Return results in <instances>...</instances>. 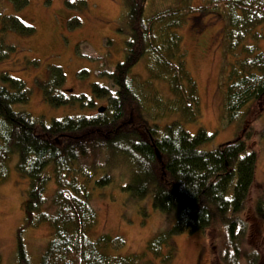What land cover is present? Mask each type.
Here are the masks:
<instances>
[{
  "label": "trees",
  "instance_id": "1",
  "mask_svg": "<svg viewBox=\"0 0 264 264\" xmlns=\"http://www.w3.org/2000/svg\"><path fill=\"white\" fill-rule=\"evenodd\" d=\"M153 1L126 0V58L105 73L113 86L93 83V99L67 95L62 92L67 78L63 69L48 72L42 88L51 106L92 108L95 100H105L104 112L62 118L47 126L43 118L36 121L29 112L14 109L30 101V91L25 81L2 72L6 85L0 84V179L7 178V162L18 155L17 174L29 182L26 220L17 239L19 264H32L23 233L44 223L50 224L52 233L40 264H155L158 259L172 264L177 257L174 236L214 226L224 230L222 262L237 263L247 226L241 216L258 165V154L249 146L252 123L264 111V52L246 41L257 36L254 30L264 24V0H208L203 6L202 11L225 16V53L238 55L221 79L224 119L241 122L247 111L248 122L245 135L210 151L201 145L209 142L211 134L200 127L191 135L183 125L202 117L198 82L189 70L188 50L179 33L197 7L194 0H165L166 10L147 15ZM13 3L19 10L29 5L28 0ZM68 23L71 28L82 24L77 18ZM0 26L2 34L32 36L36 31L16 15L2 13ZM12 49L1 40L0 62ZM141 61L149 75L142 82L133 74ZM155 81L165 82L168 92H151ZM172 114L180 119L162 127L160 121ZM120 165L127 171L122 191L141 200L151 195L153 208L173 213L176 222L151 239L144 251L128 256L115 254L126 247L123 236L92 238L99 221L94 191L114 185ZM52 180L56 191L49 201L46 194ZM256 207L264 219V200Z\"/></svg>",
  "mask_w": 264,
  "mask_h": 264
},
{
  "label": "rangeland",
  "instance_id": "2",
  "mask_svg": "<svg viewBox=\"0 0 264 264\" xmlns=\"http://www.w3.org/2000/svg\"><path fill=\"white\" fill-rule=\"evenodd\" d=\"M165 0H154L147 6V15L166 10ZM208 0H194L197 9L188 22L179 30L188 50L189 70L198 82L201 98V120L197 123L185 122L186 131L191 135L203 127L209 142L202 144L205 151L215 150L220 144L231 142L248 130L247 111L241 122L228 123L224 119L223 73L230 71L237 56L225 53L224 32L226 18L216 11H202ZM28 6L16 9L13 0H0V14L16 15L25 24L34 26L32 36L11 31L2 34L1 40L8 47V57L0 62V84L3 71L12 77L22 79L29 89L30 101L17 104V111L29 112L34 120L43 118L49 126L54 120L90 116L98 113L100 106L106 107L105 100H95L92 108L82 106L53 107L44 99L43 85L48 80V72L56 67L63 69L66 78L62 92L67 95L92 97V84L113 86L105 73L111 72L126 58L129 40L126 0H28ZM78 19L79 26L71 28L69 21ZM255 35L246 44L255 45L264 52V24L254 30ZM140 82L148 79L146 64L141 61L134 70ZM73 90L72 92L70 90ZM168 92L165 82L155 81L151 92ZM264 110V108H263ZM180 119L172 114L160 121V125ZM254 136L249 140L250 149L258 154L256 180L249 200L246 202L242 219L246 221V233L240 238V256L236 264H264V219L258 216L257 205L264 200V111L258 121L252 123ZM246 129V130H245ZM245 130V131H244ZM18 155L7 162V178L0 179V256L2 264H19L18 231L25 223L27 211V191L29 182L17 174ZM114 185L94 191V201L99 221L92 231L93 239L101 234L112 237L123 236L126 247L115 254L126 255L144 251L146 244L170 228L175 222L173 213L156 211L151 195L146 199H135L121 187L126 183L124 166L115 169ZM46 196L50 201L56 191L54 181H50ZM93 193V194H94ZM165 227V228H164ZM50 224L28 228L22 235L32 264H40L41 257L51 240ZM224 230L214 226L206 231L190 234L181 233L173 237L177 246V257L172 264H225L221 260ZM155 264H162L158 259Z\"/></svg>",
  "mask_w": 264,
  "mask_h": 264
},
{
  "label": "water",
  "instance_id": "3",
  "mask_svg": "<svg viewBox=\"0 0 264 264\" xmlns=\"http://www.w3.org/2000/svg\"><path fill=\"white\" fill-rule=\"evenodd\" d=\"M105 110H106V107L101 106L99 109V113L104 112ZM157 156H158L160 162H162L163 158H161V154L159 153V151H157Z\"/></svg>",
  "mask_w": 264,
  "mask_h": 264
}]
</instances>
